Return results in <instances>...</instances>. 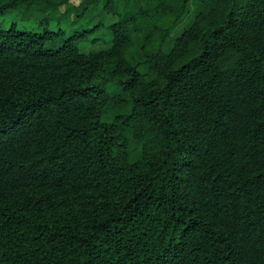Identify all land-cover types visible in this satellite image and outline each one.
<instances>
[{
  "label": "trees",
  "instance_id": "obj_1",
  "mask_svg": "<svg viewBox=\"0 0 264 264\" xmlns=\"http://www.w3.org/2000/svg\"><path fill=\"white\" fill-rule=\"evenodd\" d=\"M188 1L0 0V264H264V0Z\"/></svg>",
  "mask_w": 264,
  "mask_h": 264
},
{
  "label": "rangeland",
  "instance_id": "obj_2",
  "mask_svg": "<svg viewBox=\"0 0 264 264\" xmlns=\"http://www.w3.org/2000/svg\"><path fill=\"white\" fill-rule=\"evenodd\" d=\"M71 3L73 4H77L78 2H80V0H69ZM199 9V3L197 0H189L187 7L185 9L184 14L178 19V21L175 23V25L171 28V35L177 36L179 35L187 26H189V24L193 21L196 13L198 12ZM64 10V5H60L59 9H58V15L60 13H62V11ZM43 13L40 11H36L34 12L30 17L28 18H22L20 16L19 13H17L14 10H10L8 11L6 14L0 16V21L4 24V25H8L11 21H16L18 25L22 26V27H26L29 29H34V28H38L40 25L39 20L42 17ZM57 14L55 13H51V18H50V25L53 26L54 28H56L57 26H61L65 29H70L71 27L68 26V24L66 23L64 17H61L59 20H57V17H55ZM71 19L75 20V16L74 14L70 15ZM116 19V16H114L113 14H107L106 18H105V25H108L109 23H111L113 20ZM74 26V24L72 25ZM99 34L100 36H102V38L100 37L98 40L92 42V43H85L83 45L80 46L81 50L87 51V50H91V49H99V48H105L108 47L110 45L109 42V38L110 35L106 29V26L101 27L100 29H97L95 31L91 32V35H96Z\"/></svg>",
  "mask_w": 264,
  "mask_h": 264
}]
</instances>
